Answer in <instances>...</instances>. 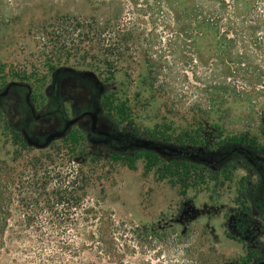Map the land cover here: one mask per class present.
<instances>
[{
	"label": "rangeland",
	"instance_id": "obj_1",
	"mask_svg": "<svg viewBox=\"0 0 264 264\" xmlns=\"http://www.w3.org/2000/svg\"><path fill=\"white\" fill-rule=\"evenodd\" d=\"M112 6L131 4L0 0V216L9 214L12 228L25 211L48 216L45 201L68 186L67 192L80 197L82 204L72 212L83 211V199L101 200L117 218L165 233L159 246L147 247L144 254L137 247L131 260L243 264L263 258L264 217L253 202L258 193L250 195L247 189L259 179L255 160L237 153L214 169L170 148L205 149L222 156L243 145L264 159V96L252 92L249 99L225 95L214 101L215 94L223 95L222 89L214 88V74L221 75L218 80L224 78L227 57L211 54L208 41H198L204 51L196 54L185 41L151 35L152 25L145 24L142 34L125 43L115 40L105 51L102 40L83 35V24L73 35H67L65 26L56 27L66 18H72L68 27L85 18L105 21ZM62 29L66 35L59 32ZM211 60L223 64L209 69ZM203 64L207 66L197 67ZM66 69L83 74V80L72 78L83 91L64 88L58 115L67 119L63 132L56 134L49 118L55 105L52 79L66 74ZM204 75L208 78L200 83ZM11 82L21 85L7 88ZM28 90L33 114L25 100ZM80 100L83 129L71 124L78 114L73 106ZM44 113V118H34ZM93 117L97 127L118 138L98 139L91 128ZM39 130H45L47 138L42 144L30 142L38 140ZM142 140L163 148L145 149ZM171 164H178L179 170ZM33 200L40 205H30ZM244 204L251 238L230 226ZM11 243L9 250L0 249V264H28L30 257L20 250L29 244ZM82 261L81 253L73 264Z\"/></svg>",
	"mask_w": 264,
	"mask_h": 264
},
{
	"label": "trees",
	"instance_id": "obj_2",
	"mask_svg": "<svg viewBox=\"0 0 264 264\" xmlns=\"http://www.w3.org/2000/svg\"><path fill=\"white\" fill-rule=\"evenodd\" d=\"M89 1L98 4L113 2ZM129 1L130 8L112 6L111 16L105 21L85 18L83 22L77 21L73 27H68L72 18H66V22H58L56 27L65 26L67 35H73L83 24V35L102 40L105 51L115 46V40L125 43L142 34L145 24L152 25L151 35L166 34L169 39L185 41V46L188 45L196 54L204 51L198 41H208L211 54L214 52L216 58L227 57L224 78L218 80L216 78L221 75L214 74V88L222 89L223 93L222 96L215 94L214 101L223 100L225 95L232 99H249L252 92L264 96V0ZM125 10L128 18L123 15ZM59 32L66 35L63 29ZM45 33L49 35V32ZM218 64H223V61L211 60L208 68ZM207 78V75L201 76L199 82L205 83ZM125 159L134 161L129 157ZM169 166L179 170L178 164ZM184 167L189 170L186 165ZM67 187L61 190L62 194L57 192L54 198L45 201V208L50 212L48 216L25 211L15 223L16 228L9 226V214L0 216V249L6 246L9 250L8 241L28 243L20 250L30 257L28 264H73L81 253L83 261L79 264H152L143 259H131L137 247L144 254L147 247L159 246L164 232L117 218L112 209L102 205L101 200L89 202L83 199V211L80 214L72 212L73 208L81 207V198L72 195V191L68 193ZM29 204L40 205L37 200Z\"/></svg>",
	"mask_w": 264,
	"mask_h": 264
},
{
	"label": "flooded vegetation",
	"instance_id": "obj_3",
	"mask_svg": "<svg viewBox=\"0 0 264 264\" xmlns=\"http://www.w3.org/2000/svg\"><path fill=\"white\" fill-rule=\"evenodd\" d=\"M66 74L61 75V74H55L54 78L52 79V99L55 101V105L53 110L49 111V118L50 120H53V129L56 132V134L61 133L63 131H60V129H63L65 127V121L67 119V116L64 117L63 120H60L59 117V111L61 110L60 103L62 100H60V96L64 95L63 90L64 88L68 87L70 93H76V92H81L83 91V85L81 83L75 84L72 82V78L78 77L79 79L83 80V74L71 70V69H66L65 70ZM72 84V85H71ZM67 88V89H68ZM29 90L27 92V95L25 96V100L27 102L29 111L31 114L34 113L35 106H33L32 101L30 100V97L28 96ZM30 94V93H29ZM63 97V96H62ZM71 97V95H70ZM71 99V98H70ZM58 102V103H57ZM72 111H78V114L74 118V122H71V124H79L80 128L83 129V100L75 102ZM86 110L85 112H87ZM44 114H39V115H34V118L36 120H40L45 117ZM95 117L91 120V128L94 130L95 135L98 137V139L101 140H113L114 137L113 134L108 133L104 130H101L99 127H97L94 123ZM38 140H30V142L35 143V144H42L43 142L42 139L47 138L46 131L45 130H39L38 131ZM131 140H135L134 136H130ZM184 153L182 156H191V157H196L200 159L201 161L207 163L209 166L215 168H220L222 165H224L226 162H228L235 154L240 153L243 154L246 157L253 158L256 162V172L258 174V180L255 181V183L250 184V186L247 188H250V195L253 193L254 190L258 193V196L254 197L253 196V202L257 206V211L260 215L264 217V159L260 157L258 154L254 153L250 148L239 145V146H234L231 149L228 150L226 154H223L222 156H219L216 154V152H208L205 149H200L197 151L193 150H183ZM213 157V158H212ZM212 160V162H209L207 160ZM219 160V163L216 164V161ZM248 205L244 204L243 206L240 207V209L233 214L232 221L230 223V226L232 229L235 231H242L246 234V237L251 238V235L248 234L249 227L252 226V223L250 221L245 222L243 219L244 215L249 214V209L246 208ZM264 263V257L259 259V260H251V261H245L243 264H263Z\"/></svg>",
	"mask_w": 264,
	"mask_h": 264
},
{
	"label": "water",
	"instance_id": "obj_4",
	"mask_svg": "<svg viewBox=\"0 0 264 264\" xmlns=\"http://www.w3.org/2000/svg\"><path fill=\"white\" fill-rule=\"evenodd\" d=\"M13 85H21L19 82H11L7 88H9L10 86H13ZM140 145L145 148V149H153L155 151H159L163 148V146L161 144H158V143H154V142H151L149 140H142L140 142ZM172 152L178 154V155H183L184 151L183 149H179V148H175V147H171L170 148ZM213 158V157H212ZM204 160H207L206 158ZM209 162H212V160H207ZM219 163V160L216 161V164ZM264 264V263H263Z\"/></svg>",
	"mask_w": 264,
	"mask_h": 264
}]
</instances>
